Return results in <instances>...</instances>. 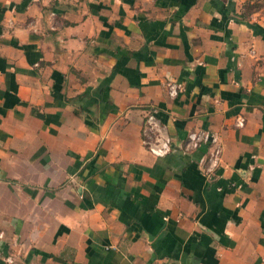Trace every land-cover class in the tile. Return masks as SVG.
<instances>
[{
	"label": "crops",
	"instance_id": "1",
	"mask_svg": "<svg viewBox=\"0 0 264 264\" xmlns=\"http://www.w3.org/2000/svg\"><path fill=\"white\" fill-rule=\"evenodd\" d=\"M0 264H264V0H0Z\"/></svg>",
	"mask_w": 264,
	"mask_h": 264
},
{
	"label": "built area",
	"instance_id": "2",
	"mask_svg": "<svg viewBox=\"0 0 264 264\" xmlns=\"http://www.w3.org/2000/svg\"><path fill=\"white\" fill-rule=\"evenodd\" d=\"M168 93L171 96L178 94L182 89L180 82L168 80L166 82ZM144 143L148 146L150 152L156 156L166 155L172 148L171 139L164 131L163 125L159 122L154 112L150 111L146 114L143 125ZM214 141L210 133L206 130H192L189 131L184 142L183 147L190 149L197 147L202 142ZM219 149L216 148L211 152V163L216 164ZM6 260L11 262V257L7 256Z\"/></svg>",
	"mask_w": 264,
	"mask_h": 264
}]
</instances>
